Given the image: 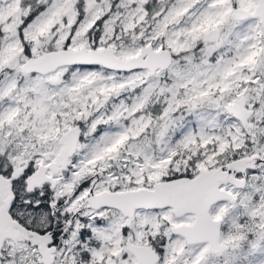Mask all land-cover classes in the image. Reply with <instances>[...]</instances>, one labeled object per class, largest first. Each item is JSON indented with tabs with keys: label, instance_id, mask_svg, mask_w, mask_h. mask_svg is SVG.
I'll use <instances>...</instances> for the list:
<instances>
[{
	"label": "snow or ice",
	"instance_id": "obj_1",
	"mask_svg": "<svg viewBox=\"0 0 264 264\" xmlns=\"http://www.w3.org/2000/svg\"><path fill=\"white\" fill-rule=\"evenodd\" d=\"M0 264H264V0H0Z\"/></svg>",
	"mask_w": 264,
	"mask_h": 264
}]
</instances>
